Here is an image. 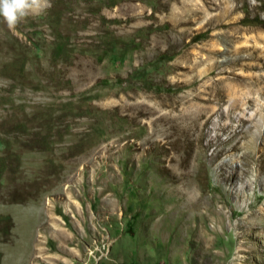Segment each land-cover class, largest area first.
<instances>
[{"label":"rangeland","instance_id":"374dc122","mask_svg":"<svg viewBox=\"0 0 264 264\" xmlns=\"http://www.w3.org/2000/svg\"><path fill=\"white\" fill-rule=\"evenodd\" d=\"M48 2L0 17V264H264V0Z\"/></svg>","mask_w":264,"mask_h":264},{"label":"bare ground","instance_id":"6f19581e","mask_svg":"<svg viewBox=\"0 0 264 264\" xmlns=\"http://www.w3.org/2000/svg\"><path fill=\"white\" fill-rule=\"evenodd\" d=\"M222 16V14H221ZM220 17V16H219ZM235 98L231 97L230 100H229V105L233 104L235 102ZM237 101H241L240 103L243 105L244 104V101L243 99H239ZM205 110L204 109H198L197 111L195 112H192V113H186V114H182L180 115L179 117H176V119H166L165 121L166 122H169V120H171L172 122H174V125L176 124V132H172L168 129H166V133H165V136L164 137H170L169 141H166L168 144H169V147L171 149H178L180 148L182 145L184 144H188L190 139L189 137L193 135V139L195 140H200V137L202 136L201 134V129L203 127V125L206 123V121H208V119L210 118V115H208L204 121H199L200 119V116H201V113H203ZM228 114V113H227ZM179 118V119H178ZM218 124V121H215L213 123V126L215 128V126ZM148 140H150L148 138ZM193 141V140H192ZM198 145V144H197ZM199 147V146H198ZM198 147H197V150H194V153H193V157L194 159L198 160V158H201L200 157V154H201V151L198 150ZM162 149V148H161ZM167 150V149H166ZM161 151V150H160ZM165 151V150H163ZM254 151V150H253ZM187 154V153H186ZM187 156L185 155H182L181 157H179L180 160H184ZM172 159V157H171ZM201 160V159H200ZM161 164V163H160ZM223 165V164H222ZM222 171V170H221ZM158 172V171H157ZM184 173H188V172H183L182 170H176L175 166L171 165V171L168 173V174H175V179L178 180L180 178V176ZM220 174H223L224 178H232L233 177V174H235V171H233V168L231 170H228V171H225V172H220ZM164 180V179H163ZM175 180V181H176ZM157 181V180H156ZM166 181V180H165ZM170 182V181H169ZM165 183V182H164ZM168 183V182H166ZM173 183V182H172ZM181 183V181H180ZM160 185V184H159ZM168 189L170 190V194L172 195H175L178 199L177 202H179L181 199L183 201H185L184 203H186L187 205V208H190V209H195V200H191V197L189 195H187V192L178 184H173V185H170V184H166ZM154 186V185H153ZM163 188V187H162ZM160 188V189H162ZM153 189V188H152ZM163 190V189H162ZM157 191V190H156ZM169 194V195H170ZM175 197V198H176ZM180 199V200H179ZM197 201V200H196ZM175 202V201H174ZM176 202V204H177ZM182 203V201H181ZM183 203V204H184ZM176 204H173L172 205V208L174 207V209L170 208L169 211L171 212H174L172 214H175V213H180V211H183L185 208L183 207V204L181 205L180 203H178V205ZM186 210V209H185ZM187 211V210H186ZM170 212V213H171ZM184 212V211H183ZM178 213V215H180ZM177 215V216H178ZM184 216V215H183ZM188 220V219H187ZM181 221V220H180ZM197 228V227H195ZM188 229V228H187ZM212 229V228H211ZM210 230V229H209ZM212 231V230H211ZM214 232V231H213ZM205 239V238H204ZM207 240V239H205ZM204 243H207V241H205ZM209 247L206 246L203 251L206 252L208 251ZM196 251V250H194ZM195 254V252H194ZM193 254V255H194Z\"/></svg>","mask_w":264,"mask_h":264},{"label":"clouds","instance_id":"9594fccd","mask_svg":"<svg viewBox=\"0 0 264 264\" xmlns=\"http://www.w3.org/2000/svg\"><path fill=\"white\" fill-rule=\"evenodd\" d=\"M49 6L48 0H0V17L9 28H13L30 13L43 11Z\"/></svg>","mask_w":264,"mask_h":264}]
</instances>
